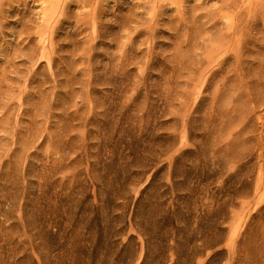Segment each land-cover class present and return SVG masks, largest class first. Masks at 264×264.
Here are the masks:
<instances>
[{"label": "rangeland", "instance_id": "obj_1", "mask_svg": "<svg viewBox=\"0 0 264 264\" xmlns=\"http://www.w3.org/2000/svg\"><path fill=\"white\" fill-rule=\"evenodd\" d=\"M0 264H264V0H0Z\"/></svg>", "mask_w": 264, "mask_h": 264}]
</instances>
